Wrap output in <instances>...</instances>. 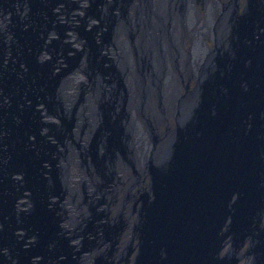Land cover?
<instances>
[{"label": "water", "instance_id": "95a60500", "mask_svg": "<svg viewBox=\"0 0 264 264\" xmlns=\"http://www.w3.org/2000/svg\"><path fill=\"white\" fill-rule=\"evenodd\" d=\"M175 5L183 34L204 31L206 10L199 23ZM151 9L0 0V264H264V0L218 25V43L206 35L212 49L171 124L155 78L139 83L157 101L145 139L128 124L134 103L114 53L126 32L133 70L154 75L165 22Z\"/></svg>", "mask_w": 264, "mask_h": 264}, {"label": "bare ground", "instance_id": "6f19581e", "mask_svg": "<svg viewBox=\"0 0 264 264\" xmlns=\"http://www.w3.org/2000/svg\"><path fill=\"white\" fill-rule=\"evenodd\" d=\"M138 3L140 0H137ZM178 3L181 1L184 5L185 11L194 13L191 18H195L196 14L199 13L197 10V0H152V20L158 18L159 22L163 21L167 23V27H171V33L168 36V32H164V27L160 30V33L157 34V44L154 49H151L153 52L154 62H155V73L154 75H147V72H144L143 76L139 77L136 70H133V65H135V59L132 55V51L129 49L130 40L126 32L120 31L116 32L117 37V52L114 54L119 57V66L123 70V79L126 89L130 91V98L133 100L134 105L129 107V120L128 124L133 123L136 126V129L141 133L140 137L148 139V132L146 130V120H148L149 108L156 106V102H153L152 99L147 96H143L140 92L141 86L139 83L142 81H149L152 78H155L156 87L155 92L160 90V100L162 104L165 105L166 111L164 117L165 124L167 122H173V115L171 113L173 101L176 99H181V96L186 94V87H188L195 79V75L199 73L202 68V65L205 63L212 45L208 47L207 44L203 43V39L206 35L213 34L215 37V43L219 42L218 34L221 30V24L227 23L234 14V11H237L238 0H202L204 8L206 10V21L201 24V27H204V31H195L187 36L182 32V16L181 12L178 9V5H175V2ZM143 6L145 1H141ZM255 6V5H254ZM143 13V9H141ZM220 15L222 18L220 19ZM204 19L203 15L199 20V23ZM143 24L140 26L143 29ZM213 29V31H212ZM187 39L190 42L185 45ZM173 40H176L181 46L169 49V45ZM134 44L138 43L137 39L132 40ZM185 45V46H184ZM83 75V74H82ZM168 75H171V79L168 82ZM77 78V76H74ZM84 80V76L81 78ZM79 78L76 79L78 82ZM73 82L64 89L66 100H69L74 96V86ZM77 86L75 87L76 91ZM159 88V89H158ZM154 97V96H153ZM159 99V97H158ZM138 105L141 107V112L138 111ZM87 106V108H86ZM82 107L85 108L88 117L92 118L93 113V103L90 96H87ZM156 128V133L163 136L161 125L157 124L154 126ZM87 136V134H86ZM149 144V141H146V145ZM123 180L127 178V172H123ZM70 183L72 186H75L77 181L80 179L79 174L72 173L70 177ZM66 205L68 210L72 211V205L67 202ZM126 214V211L124 215Z\"/></svg>", "mask_w": 264, "mask_h": 264}, {"label": "flooded vegetation", "instance_id": "af4514ba", "mask_svg": "<svg viewBox=\"0 0 264 264\" xmlns=\"http://www.w3.org/2000/svg\"><path fill=\"white\" fill-rule=\"evenodd\" d=\"M198 1V3H197V10L199 11V13H198V20H200L201 19V17H202V15H203V12H204V10L205 9H203L204 8V3H203V1L202 0H197ZM245 5V0H238V2H237V6H238V9H241L243 6ZM165 26V27H164ZM164 27V32L166 31V32H168V36L171 34V33H169L170 31H171V27H167V23H164L162 26H161V29ZM160 33V32H159ZM191 34V33H190ZM212 36H213V34H212ZM170 37V36H169ZM213 41H214V39L213 38H210L209 36H206L204 39H203V43L204 44H207L208 45V47L210 46V45H212V43H213ZM190 42H192V41H189L188 39H187V42H186V44L185 45H187V44H189ZM181 46L182 47V45H180L176 40H173L172 42H171V44L169 45V49L170 50H173V48H177V46ZM184 45V46H185ZM193 84V82L189 85V86H191ZM169 124H171V122H169ZM120 176H123L124 174H122V173H120L119 174ZM139 187V186H138ZM138 187H133V188H131V191L132 192H135V190L138 188ZM115 193L113 194L112 193V195H111V203L112 204H117L118 202H120L121 201V199H122V197H123V195H124V193H125V190H124V188H121V187H118V188H116L115 189V191H114Z\"/></svg>", "mask_w": 264, "mask_h": 264}]
</instances>
